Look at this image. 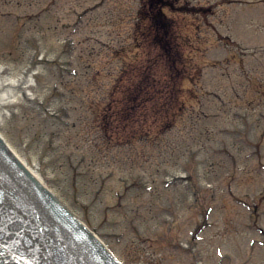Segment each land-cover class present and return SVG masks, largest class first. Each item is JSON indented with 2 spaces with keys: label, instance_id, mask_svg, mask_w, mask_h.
<instances>
[{
  "label": "rangeland",
  "instance_id": "374dc122",
  "mask_svg": "<svg viewBox=\"0 0 264 264\" xmlns=\"http://www.w3.org/2000/svg\"><path fill=\"white\" fill-rule=\"evenodd\" d=\"M169 1L0 0V134L125 264H264V0Z\"/></svg>",
  "mask_w": 264,
  "mask_h": 264
},
{
  "label": "trees",
  "instance_id": "16d2710c",
  "mask_svg": "<svg viewBox=\"0 0 264 264\" xmlns=\"http://www.w3.org/2000/svg\"><path fill=\"white\" fill-rule=\"evenodd\" d=\"M146 2H147V5H146ZM156 4H157L156 10H157L158 13H152V12L149 13L150 8L153 7ZM142 5H144V6L146 5V7L149 6L148 7L149 10H146L145 9L146 7H144V10L142 11V17H151V19H152V27L153 28L157 29V31L162 29L163 32H164V29H165V32L168 33L169 28H170V24H171V20L165 17L166 13L162 12V10H164L163 8L165 6L166 7L167 6H171L172 5V1H169V0H142ZM139 11H140V9H139ZM137 14L140 17V12H138ZM152 38H153V40H152L153 42L156 40L157 43H160V35L158 36V32H155L153 34ZM167 43L163 44V46L161 44V48L162 49H166ZM168 44H170V43H168ZM172 54H174V53H172ZM175 59H176V57H173L171 59V62L174 61ZM124 91H125V89L123 90V92ZM123 96H125V94ZM148 97L151 98V99L153 98L151 95H149ZM132 108H134V105L132 106ZM137 111H138V109H135L133 112L136 113ZM110 112H113V110H111ZM129 118H130L129 120H132V117H129ZM125 119H127V118H125ZM137 121L139 122V119ZM168 121L171 122V124L169 122H164L162 124V126H161L164 131H167L169 126L172 127V125H174V123H172V121H170V120H168ZM141 122H140L139 125H141ZM144 136H145V134H144ZM146 137H147V135H146Z\"/></svg>",
  "mask_w": 264,
  "mask_h": 264
},
{
  "label": "water",
  "instance_id": "95a60500",
  "mask_svg": "<svg viewBox=\"0 0 264 264\" xmlns=\"http://www.w3.org/2000/svg\"><path fill=\"white\" fill-rule=\"evenodd\" d=\"M0 152H2L7 158L8 160L13 163L14 165H16L18 168L20 167V169L23 171V173L33 182H35L37 185L38 183L36 182V180L22 167V165L18 162V159L8 150V148L6 147L5 143L3 142V140L0 138ZM44 191V190H43ZM46 194L52 198L48 192H46ZM63 235H66L64 232H62ZM70 238H68L69 241Z\"/></svg>",
  "mask_w": 264,
  "mask_h": 264
},
{
  "label": "bare ground",
  "instance_id": "6f19581e",
  "mask_svg": "<svg viewBox=\"0 0 264 264\" xmlns=\"http://www.w3.org/2000/svg\"><path fill=\"white\" fill-rule=\"evenodd\" d=\"M22 162H25L24 160ZM26 163V162H25Z\"/></svg>",
  "mask_w": 264,
  "mask_h": 264
}]
</instances>
